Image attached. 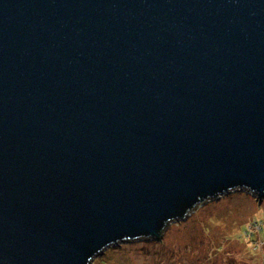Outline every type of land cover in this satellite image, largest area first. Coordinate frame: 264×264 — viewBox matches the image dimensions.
<instances>
[{
    "label": "water",
    "instance_id": "obj_1",
    "mask_svg": "<svg viewBox=\"0 0 264 264\" xmlns=\"http://www.w3.org/2000/svg\"><path fill=\"white\" fill-rule=\"evenodd\" d=\"M234 189L264 199V0H0V264H92Z\"/></svg>",
    "mask_w": 264,
    "mask_h": 264
},
{
    "label": "rangeland",
    "instance_id": "obj_2",
    "mask_svg": "<svg viewBox=\"0 0 264 264\" xmlns=\"http://www.w3.org/2000/svg\"><path fill=\"white\" fill-rule=\"evenodd\" d=\"M264 199L234 189L171 221L160 240L139 238L113 244L92 264H264Z\"/></svg>",
    "mask_w": 264,
    "mask_h": 264
},
{
    "label": "built area",
    "instance_id": "obj_3",
    "mask_svg": "<svg viewBox=\"0 0 264 264\" xmlns=\"http://www.w3.org/2000/svg\"><path fill=\"white\" fill-rule=\"evenodd\" d=\"M250 226H251V227H257V228H259V230H260V229H262V226H264V221H263V222L261 221V222H258V223L255 222V221H253V222L250 224Z\"/></svg>",
    "mask_w": 264,
    "mask_h": 264
}]
</instances>
